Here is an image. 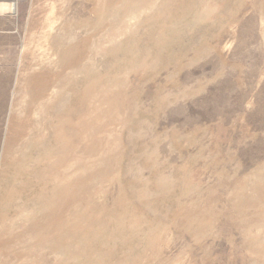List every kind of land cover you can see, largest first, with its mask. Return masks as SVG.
<instances>
[{"label":"rangeland","instance_id":"obj_1","mask_svg":"<svg viewBox=\"0 0 264 264\" xmlns=\"http://www.w3.org/2000/svg\"><path fill=\"white\" fill-rule=\"evenodd\" d=\"M0 264H264V0H0Z\"/></svg>","mask_w":264,"mask_h":264},{"label":"bare ground","instance_id":"obj_2","mask_svg":"<svg viewBox=\"0 0 264 264\" xmlns=\"http://www.w3.org/2000/svg\"><path fill=\"white\" fill-rule=\"evenodd\" d=\"M15 2L11 1V3H5V2L0 3V13L3 12L5 9H12L14 11L16 8Z\"/></svg>","mask_w":264,"mask_h":264}]
</instances>
